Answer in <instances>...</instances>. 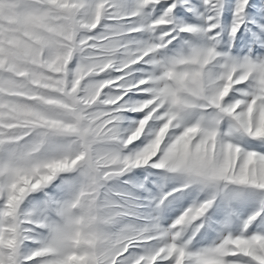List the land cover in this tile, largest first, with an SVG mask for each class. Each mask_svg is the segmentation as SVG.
Segmentation results:
<instances>
[{
    "label": "snow or ice",
    "instance_id": "6c2138e0",
    "mask_svg": "<svg viewBox=\"0 0 264 264\" xmlns=\"http://www.w3.org/2000/svg\"><path fill=\"white\" fill-rule=\"evenodd\" d=\"M0 264H264V0H0Z\"/></svg>",
    "mask_w": 264,
    "mask_h": 264
}]
</instances>
